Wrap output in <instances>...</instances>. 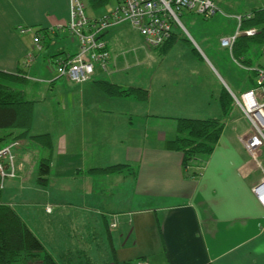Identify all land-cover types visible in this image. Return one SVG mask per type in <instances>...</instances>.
<instances>
[{"label": "crops", "instance_id": "0c3cea01", "mask_svg": "<svg viewBox=\"0 0 264 264\" xmlns=\"http://www.w3.org/2000/svg\"><path fill=\"white\" fill-rule=\"evenodd\" d=\"M255 6H248L247 13L264 7ZM88 7L93 16L104 12L102 7L97 14L100 9L93 8L90 0ZM240 14L234 17L237 19ZM69 18L70 0H0V72L21 75L25 82H36V75L48 87L60 91L57 101L53 100L57 116L45 129H37L38 100L27 98L24 89H20L26 99L34 102L29 146L34 142L45 149L50 163L48 175L44 176L47 181L39 184L35 167L15 154L19 170L14 178L21 185L29 179L42 187L30 189L32 194L27 188L21 191L27 205H41L43 224L37 220L36 210L28 211L24 205L23 216L10 205L58 264L59 259L66 264H80L82 259L93 264H124L141 258L149 264H264V205L254 192L264 178L259 165L263 163V151L258 159L254 158L241 142L239 136L250 130L244 114L226 118L215 150L203 157L197 167L202 172L197 177L185 174L184 153L169 149L166 144L178 135L179 117L223 118L221 94L225 86L221 80L232 92L244 84L206 63L205 69L162 67L149 76L130 80L122 73L130 68L127 51L120 50L118 41H114L117 45L113 48L110 46L112 37L108 30L101 34L110 55L107 71L97 66L92 78L83 82L58 77L48 59L62 52H77L79 43L67 31L48 30ZM120 25L124 23L111 29ZM18 26L31 27L33 31L21 33ZM34 31L42 33L41 51L34 47ZM235 31L217 33L218 47L229 50L221 40ZM243 31L238 37L244 44L236 53L246 63L244 67L256 75L249 51L253 44L264 41L242 34ZM64 36L75 45L73 50L63 43ZM199 36L206 47H213L208 35L199 32ZM30 50L39 56L25 68L23 62ZM229 51L235 55L233 48ZM202 73L214 78L219 86L202 77ZM102 80L123 88L147 89L149 97L140 100L133 95L109 96L97 85ZM246 81L252 82L249 89L255 86L253 77ZM39 134L50 135V152L31 137ZM118 163L128 164L129 171L91 172ZM66 202H75L78 212H62ZM47 206H52L51 211ZM99 214L109 227V242L98 240L103 233ZM68 222L72 223L71 229ZM122 249L130 250L131 255L122 254Z\"/></svg>", "mask_w": 264, "mask_h": 264}, {"label": "rangeland", "instance_id": "374dc122", "mask_svg": "<svg viewBox=\"0 0 264 264\" xmlns=\"http://www.w3.org/2000/svg\"><path fill=\"white\" fill-rule=\"evenodd\" d=\"M222 1L225 3L221 4ZM115 3H116V0H112L108 4L107 7L106 6L104 7L103 11H105L108 8H111ZM215 3H216L218 10L215 14L209 17L204 16L203 14H199L196 11H192V10L190 11L187 9L182 12V14L180 15V20L182 24L176 23V25L174 26V34L172 36L175 35L177 38H176V41L173 43L172 47L168 50L169 54L167 56H166L167 52L164 53L165 51L162 49V47H156V48L149 47L145 43L144 37L140 29L134 26L133 24H131L130 22L123 21L116 25L123 24V23L124 25H120L112 29L110 27L109 29H107L109 31L110 37H112V41H111L112 45L110 46L113 48L115 45H117L116 43H114V41L115 42L118 41L119 43L117 46L122 47V49L120 50L127 51L125 53V57H127L128 59L127 63H130V68L126 69L125 71H122V73L126 74L130 80L136 81L141 76L142 78H144V76H149L158 68L174 67V66H180V67L188 66L189 68L205 69L206 68L205 63H206L210 66L212 65L213 67H215V69L222 71V73H225V74L229 73V77L231 78V80L239 79L240 82L244 84V86H242L243 88L241 87L240 90L234 88L233 93H235L236 95L240 96L242 92L248 90L249 85L252 84V82L246 81V78L253 77V82H254V80L256 79V75L252 73L253 71L244 67L246 63L240 59L237 53H235V55L232 54L231 51H229L230 48L228 47H225L226 49H229L227 51H225L223 48H219L218 47L219 45L218 36H215V35L217 33L219 35L220 34L223 35L224 31H227L228 29L236 30L235 33L240 32V34H241V31L244 30L242 32L243 34L246 30L250 28L255 29L254 35H256L260 31V28H258L257 26H253V27L245 28V29L241 28L239 22L234 17V14L239 12V13H242L241 15L243 14L246 15L247 12L249 11L247 10L248 6L257 5L255 6V8L261 7V6L263 7L264 0H227V2L226 0H215ZM99 9L100 10H98V13L96 11L94 13H97V14L101 13L102 8H99ZM86 12L88 16L94 15L91 10V7H88ZM132 27L137 29L141 35L138 33L137 30L133 29ZM199 32L202 35H208L210 37V39L213 42V47L212 46L206 47L205 44H203V42L200 41V36L198 37ZM101 34L99 35V37L100 39L103 40ZM244 34H246V32ZM69 36L74 37L73 35H69ZM249 36H253V34ZM122 37L126 38V41H122L121 40ZM62 39H63V43L66 46H68L70 50H73L75 48V45L70 43L68 36H64ZM43 44H44V41H43ZM243 44H244V40L241 39L239 47H242ZM209 49H211V51ZM64 53H69V52H64ZM249 54H250V57L253 59L251 67L257 68L258 66L264 69V61H262L264 60V43L253 44L252 50L249 51ZM210 61L212 63H210ZM47 63L48 64L50 63L49 59ZM108 68L109 66H107L105 71H107ZM94 72L92 73L91 77L88 80L92 78ZM201 76L210 78L211 83L213 85H215L216 87L219 86V83L211 76L205 75V73H202ZM33 77L37 79L36 82H38V85H34L36 82L32 80H27V82L14 80V81H10L11 82L10 85H13L12 87H15L16 89H24V91L26 92L27 98L34 97L35 99L38 100L36 101L37 103L35 102L36 103V117H37L36 126H37V129H45L51 123L53 118L57 116L58 109L56 108L55 102L53 103V100L57 101L60 91L58 88L52 89L51 87H48L47 83L44 82L40 77L36 75H33ZM218 78H219V74H218ZM221 82H222L221 83L222 86L224 85L225 89H227L228 92H230L231 94L232 91L229 90V88L223 83L222 80ZM37 88H40V91H38ZM230 110H232V113L231 111L228 113L226 117L228 120H230L231 117L232 119H234L235 116L243 114L240 107L235 105L234 98H233V104ZM5 133L6 131L1 130L0 131V135H2L1 137H3ZM10 140H11L10 137H8L7 140H1L0 146L6 144ZM19 140H20L19 145L14 148V152L16 156L32 164V166L35 167L39 175L41 163L43 160L46 162L45 158L48 157V155H44L46 152L44 151L45 149L41 148L40 146H37L34 142H32L31 146H29L30 143H29L28 137H24ZM262 151H263L262 160L264 163V147L262 148ZM58 158H60L61 161L64 160L63 156L62 157L58 156ZM46 163L49 164L50 160H47ZM40 175L42 176V173ZM44 176L45 175H43V177ZM22 184L23 185H21L18 179L16 178H7L5 182V187L1 190L0 199L3 202L9 203V204L12 203L11 205H14L15 206L14 208H16L24 216V205H27V204L24 201V195L22 196V191H23L22 189L27 188L28 192L32 194L33 191L31 192L30 189L36 188V189L42 190V187L38 185L35 181H30L29 179L28 181H25ZM73 186H71L70 189L74 190ZM34 197H38L37 194H35ZM63 205L65 206H62V209H61L62 212L70 213V214L78 212L74 208V205H76L75 202H66V204H63ZM27 206L30 207V208L28 207L25 208L28 211L36 210L37 220L41 224H43L45 215H44V211L42 212L43 208L41 207V205H35L37 206L36 208L32 204H29ZM78 214L79 213H76V215ZM80 214L82 216L84 215L83 212ZM98 216H100L101 218V227L103 229V233L98 236V240L104 243H105V240L109 242V237H108L109 227L107 226L103 216L100 214ZM72 221L73 220H71V222ZM34 225L36 226V223H34ZM67 225L70 229L72 228V223L68 222ZM110 229L111 231L118 230V228H110ZM120 252L126 256L131 255V252L128 249H124V250L122 249L120 250ZM59 261H60L59 262L60 264H66V261L63 259H59Z\"/></svg>", "mask_w": 264, "mask_h": 264}, {"label": "built area", "instance_id": "2783aa9c", "mask_svg": "<svg viewBox=\"0 0 264 264\" xmlns=\"http://www.w3.org/2000/svg\"><path fill=\"white\" fill-rule=\"evenodd\" d=\"M196 11L204 16H211L218 10L215 0H116V3L99 16L87 15V0H70V18L67 22L57 23L48 31H67L79 43L75 53H63L52 56L49 61L58 76L66 77L73 82L87 81L98 66L106 69L109 66L110 55L106 42L99 35L110 27L123 21L138 27L149 47H161L174 34V26L181 23L180 15L184 10ZM253 13L238 15L239 24L244 18H252ZM21 33L33 31L31 27L18 26ZM246 35H254L255 29L245 31ZM244 32V33H245ZM240 32L222 38V44L233 48ZM34 47L41 51L44 48L41 32H33ZM36 56L28 51L23 62L24 67H30ZM255 86L240 96L231 92L235 105L239 106L249 121L250 130L239 136L241 142L254 158H259L264 147V69L255 68ZM18 140H10L0 147V190L5 187L7 178L18 176L19 163L16 160L14 148ZM259 165L264 173L262 162ZM202 168L199 167V170ZM202 172L199 173L201 175ZM254 192L264 205V178L261 184L254 187ZM52 206H47L51 211ZM114 226L116 224H113ZM126 264H149L141 258Z\"/></svg>", "mask_w": 264, "mask_h": 264}, {"label": "trees", "instance_id": "16d2710c", "mask_svg": "<svg viewBox=\"0 0 264 264\" xmlns=\"http://www.w3.org/2000/svg\"><path fill=\"white\" fill-rule=\"evenodd\" d=\"M111 1L90 0V5L97 9L107 7ZM252 13L254 14L253 17L244 18L240 27L245 29L257 26L260 31L254 36L256 40L264 41V7L257 8ZM176 38L175 35L172 36L161 46L165 51L164 53L168 52ZM241 39L235 41L233 53L239 49ZM14 80L26 81L21 75L11 76L0 72V131H6L3 137L0 135V141L7 140L8 137L11 139L28 137L31 131L34 102L26 99L22 90L10 85V81ZM97 85L109 96L133 95L140 100H146L149 97L148 90L141 87L123 88L106 80L98 81ZM232 104L233 98L230 92L225 89L221 94L223 118H177L178 135L174 139L168 140L166 144L169 149L180 150L184 153L183 168L187 176L197 177L199 175L197 167L201 165L203 157L210 155L215 150L223 132L225 118L230 112ZM31 137L40 141L50 152L52 143L49 134L32 135ZM45 160L46 162L50 160L49 155ZM46 162L43 160L41 163L40 174L42 173V176L39 174V184L47 181L43 177V175H48L49 171V164ZM123 171H129L128 164L118 163L91 170V172L98 173H121ZM72 257L71 255L70 258ZM0 264H58L20 214L1 199ZM80 264L93 263L89 259H82Z\"/></svg>", "mask_w": 264, "mask_h": 264}]
</instances>
